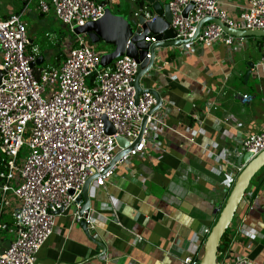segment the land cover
I'll list each match as a JSON object with an SVG mask.
<instances>
[{
	"label": "built area",
	"instance_id": "obj_1",
	"mask_svg": "<svg viewBox=\"0 0 264 264\" xmlns=\"http://www.w3.org/2000/svg\"><path fill=\"white\" fill-rule=\"evenodd\" d=\"M128 1L138 5L133 14L134 34H141L142 23L138 18L142 16L144 23L153 22L156 14L147 0ZM168 4L169 27L175 40L191 39L203 19H218L233 30H264V0H245L238 6L236 15L228 12L226 0H168ZM37 5L42 14L52 9L55 17L71 31L75 26L99 20L104 7L110 8L109 0H38ZM22 14L0 17V162L3 165L0 171V234L9 229V224L3 220L6 214L12 217L13 231L10 243L0 249V264H36L38 252L57 232L59 216L74 208L78 210L75 200L85 181L94 177L92 184L104 186L115 175L118 165L158 150V137L161 130L167 128L169 114L161 98L159 107L149 113L156 100L148 92L139 95L135 102L132 83L139 62L124 55L102 67L101 53L92 48L85 34L74 35L60 66H32L38 52L31 46ZM261 38L260 56L253 62V70L264 69V36ZM235 39L246 46V37H235L214 21L206 20L192 41L176 49L191 54L201 48L232 46ZM144 41L156 42L153 35L145 36ZM158 60L155 57L152 67L145 73L149 78L151 72L160 67ZM147 85L140 87L142 90L153 87ZM247 98V94L240 97ZM144 117L145 128L138 145L114 168L108 169L114 155L121 150L116 139L123 138L129 145L133 144ZM106 124L112 133L106 131ZM181 132L189 142H194V136L199 133L190 128ZM23 146L27 151L21 154ZM203 149L207 155H212L210 150ZM263 149L264 130L241 140L242 152L255 156ZM233 153L232 149L223 150V166L215 161L217 172H225L221 183L228 188L239 171L229 160ZM71 215V222L79 223L81 217L73 210ZM88 223L91 225L89 214ZM206 232L204 229V235ZM197 263L195 254L182 260V264ZM218 264L253 263L240 256L231 262L221 260Z\"/></svg>",
	"mask_w": 264,
	"mask_h": 264
},
{
	"label": "crops",
	"instance_id": "obj_2",
	"mask_svg": "<svg viewBox=\"0 0 264 264\" xmlns=\"http://www.w3.org/2000/svg\"><path fill=\"white\" fill-rule=\"evenodd\" d=\"M244 1L226 0L225 7L236 15ZM113 13L128 16L125 9ZM224 48H201L195 52L197 57L170 47L155 49L160 67L139 84H151L159 92L169 110L167 128L160 132L158 150L118 165L120 173H114L115 178L104 186H90L93 216L88 228L103 242L104 253L100 254L103 249L88 239L79 223L71 222L72 209L57 219V232L38 252L36 264H182L187 255L200 258L203 230L210 228L228 192L221 183L224 170L217 172L215 161L223 166V150L232 149L229 160L236 164L244 136L264 130V69L250 72L260 77L257 100L244 92L246 100L225 105L221 96L226 94L231 69L220 58ZM37 52L43 63V54ZM65 56L64 52L56 56L58 64H62L59 57L64 60ZM185 128L198 130L194 142L181 132ZM255 177L227 230L224 262L241 256L253 264H264V167ZM3 220L9 229L0 234V249L13 238L12 217L6 214Z\"/></svg>",
	"mask_w": 264,
	"mask_h": 264
},
{
	"label": "water",
	"instance_id": "obj_3",
	"mask_svg": "<svg viewBox=\"0 0 264 264\" xmlns=\"http://www.w3.org/2000/svg\"><path fill=\"white\" fill-rule=\"evenodd\" d=\"M150 4L151 10L156 14V18L153 22L144 23V18L140 16L138 22L142 23V33L134 34V26L123 15L113 13L107 6L104 7L103 16L95 21L86 23L84 26H75L72 29L74 34H85L90 43H97L102 41L106 44L113 45L112 50L106 53H102L100 56V65L105 67L110 65L116 58L122 56H128L139 62L136 75L133 80V87L135 91L134 100L137 103L138 96L144 92L152 94L156 100L155 105L151 108L149 113L154 112L160 105L159 92L153 88L142 90L140 87V81L143 77L149 78V75L145 74L150 67H152L155 60V49L158 47H170L176 48L181 44H186L194 39L198 34L200 25L206 20H211L217 23L225 32L235 37H248L264 36V30H233L225 26L218 19H203L196 26L194 36L188 40L174 39V33L169 27L171 20V14L169 11V4L162 3L159 0H147ZM26 2V0H23ZM188 8L184 11L186 15ZM154 36L155 43H146L144 41L145 36ZM149 53V58H146V54ZM42 58L38 57L32 66H40ZM253 62H247V71L244 80L248 79V76L253 69ZM146 75V76H145ZM148 113V114H149ZM146 117L143 118L138 138L136 141L129 145L123 138H117V145L119 150L109 163L108 169L114 168L122 157L134 147H136L142 137L145 128ZM106 131L112 133V129L109 124H106ZM236 166L239 168L237 175L235 176L230 189L227 192L225 200L221 205L213 223L210 228L207 229L205 239L202 248V254L199 258L198 264H218V247L221 238L230 227L232 220L235 216V212L238 206L243 201L245 194L251 184L252 178L264 167V149L257 155L252 156L250 152H242L236 157ZM94 177H89L81 190V194L76 198L75 203L79 205V208L73 209V213H77L81 217L79 226L86 234L88 239L98 244L103 250L100 254L104 253L105 246L98 236H92L88 230V214L92 215V206L90 202L89 193H91L90 186Z\"/></svg>",
	"mask_w": 264,
	"mask_h": 264
},
{
	"label": "rangeland",
	"instance_id": "obj_4",
	"mask_svg": "<svg viewBox=\"0 0 264 264\" xmlns=\"http://www.w3.org/2000/svg\"><path fill=\"white\" fill-rule=\"evenodd\" d=\"M45 1L49 2V0ZM161 1L164 2L165 0ZM167 2L168 0H166V3ZM109 3L110 8L113 10V12L125 9L129 21L134 22L132 15L137 10L134 4H131L128 0H109ZM37 4L38 0H28V2H23L22 0H0V14H7L9 12L21 13L23 11L21 18L25 23L27 27V33L32 40L31 46H34L44 56V61L43 63H41V67L60 66V64H58V57L56 56L63 52L65 54L67 53V50L71 45V41L74 40L75 34L55 17L52 9H50L48 13L42 14L38 9ZM128 6L129 8H127ZM135 8L136 10H134ZM28 11L31 12H29L28 14ZM246 39V46L235 39L234 44L232 46L225 47V52L220 55V58L223 57V65H226L231 69V74L228 80L225 82L226 94L221 96L222 103H225V105L228 106L232 105V103L230 102L239 103L240 97L244 92L249 96L253 95L256 100L259 98L257 85L260 82V77L255 76V72H252L248 76L247 80H244V77L248 68L247 62L258 61V54L260 52V50H258L259 43L262 41V38L256 36H248L246 37ZM90 44L92 45V48L98 52H102L101 50H112L113 48V45L106 44L102 41ZM46 50H51V54L48 55L46 53ZM173 50L175 52H178V50L175 48H173ZM179 55L182 56V54ZM193 55L196 56V53H194ZM59 61L63 62V58L59 57ZM236 95H238L239 97H235ZM245 109H247V106L245 107ZM26 151V146H23L21 154L26 153ZM155 169L158 171H162L161 168ZM228 170H230V167H228ZM114 172L115 174L120 173L118 171V168H116ZM112 178H115V176L113 175ZM256 178L257 177L252 178L251 183L253 180H256ZM229 189L230 186L228 190ZM216 215L217 214H215V217ZM138 236L141 237L140 235ZM139 241L140 240H138V242Z\"/></svg>",
	"mask_w": 264,
	"mask_h": 264
},
{
	"label": "trees",
	"instance_id": "obj_5",
	"mask_svg": "<svg viewBox=\"0 0 264 264\" xmlns=\"http://www.w3.org/2000/svg\"><path fill=\"white\" fill-rule=\"evenodd\" d=\"M3 170V165L2 163L0 162V171ZM226 234L227 232H225L221 238V241H220V244H219V247H218V261H221V258H222V255L225 253V250L228 246V241H225V237H226Z\"/></svg>",
	"mask_w": 264,
	"mask_h": 264
},
{
	"label": "clouds",
	"instance_id": "obj_6",
	"mask_svg": "<svg viewBox=\"0 0 264 264\" xmlns=\"http://www.w3.org/2000/svg\"><path fill=\"white\" fill-rule=\"evenodd\" d=\"M147 2H148V1H147ZM40 66H41V65H40ZM40 66H38V67H40ZM117 167H118V166H117ZM117 167H116V168H117ZM114 173H115V172H114ZM91 217H92V216H89L90 220H91ZM89 226H90V224H89ZM88 230H90V228H88ZM198 261H199V258H198ZM197 264H198V263H197Z\"/></svg>",
	"mask_w": 264,
	"mask_h": 264
}]
</instances>
